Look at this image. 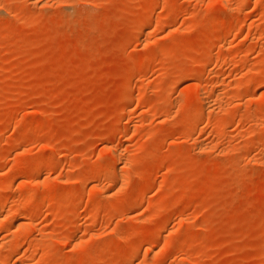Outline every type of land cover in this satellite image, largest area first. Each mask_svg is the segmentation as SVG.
Instances as JSON below:
<instances>
[{
    "label": "rangeland",
    "instance_id": "obj_1",
    "mask_svg": "<svg viewBox=\"0 0 264 264\" xmlns=\"http://www.w3.org/2000/svg\"><path fill=\"white\" fill-rule=\"evenodd\" d=\"M151 2L0 0V264H264V0Z\"/></svg>",
    "mask_w": 264,
    "mask_h": 264
},
{
    "label": "bare ground",
    "instance_id": "obj_2",
    "mask_svg": "<svg viewBox=\"0 0 264 264\" xmlns=\"http://www.w3.org/2000/svg\"><path fill=\"white\" fill-rule=\"evenodd\" d=\"M66 2H67V0H66ZM156 2V0H152V2H151V4H150V6H148L149 8L153 5L154 6V3ZM66 6V5H65ZM7 9V8H6ZM221 27V26H220ZM219 29V28H218ZM209 45V44H208ZM206 46V45H205ZM208 47V46H207ZM200 90V89H199ZM204 92V91H203ZM206 93V92H205ZM204 94V93H203ZM202 96V97H201ZM200 97H199V99H196L197 101V103H195V107H194V110H195V113H197V115H199V114H201L203 111H202V104H204L203 103V101H206V100H204V96H206V95H201ZM220 100V99H219ZM214 102V101H213ZM211 103V102H210ZM215 107V106H214ZM202 111V112H201ZM194 124V123H193ZM196 125V124H195ZM113 148V147H112ZM115 151H116V149L115 148H113ZM115 151H113L114 153H115ZM116 155V154H115ZM115 155H112V156H115ZM48 156V155H47ZM45 160H46V158H45ZM112 161H113V159H111ZM118 160V159H117ZM111 161V162H112ZM102 164H103V162H102ZM108 165V164H107ZM103 167H105V166H103ZM107 167V166H106ZM99 170V169H98ZM98 170H96V171H94V174L96 173V172H98V174H101L102 173V171H98ZM104 171V170H103ZM101 172V173H100ZM106 172V171H105ZM105 174V173H104ZM111 174V173H110ZM103 175V174H102ZM91 178V177H90ZM122 185V184H121ZM23 187V186H22ZM118 188V187H117ZM30 192H31V190H30ZM33 192V191H32ZM118 192V191H117ZM32 194V193H31ZM115 195V194H114ZM113 196V195H112ZM31 197V196H30ZM38 197V196H37ZM38 199V198H37ZM5 200V199H4ZM4 200H3V202H4ZM2 203V202H1ZM5 203V202H4ZM2 210V209H1ZM17 211V210H16ZM11 212H12V210H11ZM7 213H9V212H7ZM18 213V212H17ZM15 214V213H14ZM19 214V213H18ZM6 215V214H5ZM12 215V214H11ZM10 215V216H11ZM17 215V214H16ZM8 216V215H7ZM7 216H4V213L3 212H1L0 211V225L2 226V227H4V226H6L11 220H10V216L9 217H7ZM13 216V215H12ZM16 217V216H15ZM14 218V217H13ZM16 219V218H15ZM10 220V221H9ZM13 220V219H12ZM17 221V220H16ZM15 223V222H14ZM22 222H20L18 225H20ZM22 225V224H21ZM21 225H20V227H21ZM24 225V224H23ZM15 226V225H14ZM7 227V226H6ZM5 229V228H4ZM8 229V228H7ZM20 230V229H19ZM1 234V233H0ZM7 237V236H6ZM18 238V237H17ZM3 240V239H2ZM9 241V240H8ZM7 241V242H8ZM6 242V241H5ZM7 242H6V244H7ZM2 243V242H1ZM81 243V242H80ZM5 244V245H6ZM2 245H4V241H3V244ZM4 245V246H5ZM9 245H10V243H9ZM11 245H12V243H11ZM10 245V246H11ZM79 245V244H78ZM52 246V245H51ZM5 248H3V250H4ZM2 250V251H3ZM2 251H1V254H2ZM136 251V247L134 246V247H132V249H131V252H135ZM0 256H2V255H0ZM2 258V257H1ZM3 262H4V260H3Z\"/></svg>",
    "mask_w": 264,
    "mask_h": 264
}]
</instances>
